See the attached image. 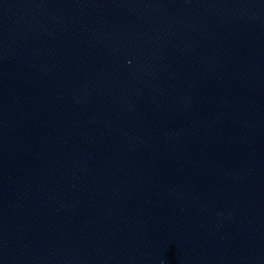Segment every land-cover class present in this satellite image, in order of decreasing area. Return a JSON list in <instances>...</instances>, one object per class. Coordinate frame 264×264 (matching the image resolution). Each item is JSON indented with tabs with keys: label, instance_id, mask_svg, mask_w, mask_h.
<instances>
[{
	"label": "water",
	"instance_id": "obj_1",
	"mask_svg": "<svg viewBox=\"0 0 264 264\" xmlns=\"http://www.w3.org/2000/svg\"><path fill=\"white\" fill-rule=\"evenodd\" d=\"M0 264H264V0H0Z\"/></svg>",
	"mask_w": 264,
	"mask_h": 264
}]
</instances>
